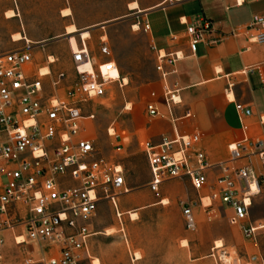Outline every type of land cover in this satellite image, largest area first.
Returning a JSON list of instances; mask_svg holds the SVG:
<instances>
[{
  "label": "built area",
  "instance_id": "1",
  "mask_svg": "<svg viewBox=\"0 0 264 264\" xmlns=\"http://www.w3.org/2000/svg\"><path fill=\"white\" fill-rule=\"evenodd\" d=\"M134 26L145 34L150 31L149 23L139 18ZM212 29L207 20L188 26L191 54ZM244 33L250 44H264V14H254ZM101 43V53L109 56L107 42ZM149 48L155 55L162 98L172 115L173 107L181 103L180 90L170 89L167 81L184 56L154 44ZM30 51L27 44L0 56V264L6 233H11L16 246L37 243L48 251L37 259L29 256L22 264H95L90 251L95 234L90 227L98 204L107 201L117 210L118 198L130 189L123 164L104 157L95 140L85 135V122L94 121L95 114L84 115V111L104 98L111 85L122 89L126 84L113 62L94 63L82 36L79 48H70L73 75L48 69L30 72ZM87 66L89 70H84ZM114 70L118 75L112 78L109 73ZM233 88L228 83L227 97ZM156 98L153 91L145 102L147 118L160 116ZM235 109L241 122L253 115L249 107L236 104ZM259 122L263 126L264 117ZM107 137L118 155L126 149L128 138L113 126ZM199 142L196 134H176L173 140L163 137L158 145L150 140L139 142L150 174L149 191L163 205L161 186L186 181L196 194V200L178 202L186 232H196L194 209L199 206L209 219L218 217L221 209L230 226L255 240L262 226L251 221V210L256 198L264 199V138L250 137L243 127L242 138L228 146V160L216 165L198 149Z\"/></svg>",
  "mask_w": 264,
  "mask_h": 264
},
{
  "label": "crops",
  "instance_id": "2",
  "mask_svg": "<svg viewBox=\"0 0 264 264\" xmlns=\"http://www.w3.org/2000/svg\"><path fill=\"white\" fill-rule=\"evenodd\" d=\"M14 2L15 5L7 11H13L16 17L5 18L17 22L11 39L15 34H20L24 39L21 41L24 42L23 49L27 44L31 47L33 62L29 68L30 72L46 67L52 72L61 70L73 75L69 46V64L65 65L66 70L55 65L58 61L55 55L61 53L60 46H55L56 51H47L46 47L48 44L61 43L69 37L71 46L77 50L79 37L82 36L79 32L87 31L90 37L86 40V45L94 63L99 66L108 61L113 62L123 78L120 67L112 56L105 30L123 24L131 17L149 23L150 31L145 39L155 73L149 86L151 92L157 93L155 103L160 116L147 118L144 112L143 121L137 123L140 128L138 137L158 145L163 137L173 140L176 134L199 135L198 149L204 152L213 165L228 160V146L242 138L243 127L250 137L264 138V125L259 122L260 117H264L262 92L264 44H250L244 33L254 14H264V0H14ZM131 4H136L137 8L130 10ZM65 11L69 14L64 16ZM202 20L210 21L213 29L199 44L196 53L191 54L186 30L188 26H198ZM69 27H74L78 33L68 35ZM75 39L77 49L73 46ZM101 41L107 42L109 56L101 53ZM97 42L98 48L95 49L94 44ZM151 44L165 52H180L184 56L176 65V74L170 76L167 81L170 89L180 90L181 103L173 107L172 115L169 114L162 98V84L155 71V55L149 48ZM37 49H40V54L35 53ZM50 55L54 59L51 65L46 61ZM42 58L44 60L41 62ZM245 70L246 73H243ZM228 83L234 85L233 93L229 97L226 94ZM148 98L143 102V109ZM236 104L251 108L253 115L241 122L235 109ZM187 113L190 116L186 118ZM141 132L144 134H140ZM128 182L126 179V183ZM128 194L118 198L123 214L132 212L127 207L130 201L140 209H152L160 205L158 201L154 202V196L150 191L147 193L144 190L143 194H140L130 189ZM257 202L258 198L254 200L252 209L256 207ZM100 203L98 207H103L104 205ZM231 233L235 234L233 230ZM209 240H222L224 244L221 248L229 245L227 237L219 234L211 233ZM185 247L187 246L164 248L160 245L156 246L152 253L138 248L140 259L132 260L141 264V261L148 257L152 264H186ZM215 250L218 249L211 248L212 252ZM245 256L248 258V264H264V243L257 244L255 250L245 249Z\"/></svg>",
  "mask_w": 264,
  "mask_h": 264
},
{
  "label": "rangeland",
  "instance_id": "3",
  "mask_svg": "<svg viewBox=\"0 0 264 264\" xmlns=\"http://www.w3.org/2000/svg\"><path fill=\"white\" fill-rule=\"evenodd\" d=\"M14 5V0H0V56L22 50L24 47V42H21L23 40L14 42L11 39L17 22L5 18L7 10ZM110 13L112 12H108ZM135 23L136 20L131 17L125 23L105 30L112 56L118 63L123 78L127 79V85L122 89L115 84L111 85L110 91L104 98L86 106L84 115L95 114L94 121L85 122V135L95 140L97 148L104 157L113 158L123 164L126 179L129 180L128 188L143 194L144 190L149 193L147 183L150 181V176L146 159L139 146V142H144L146 139L138 137L140 128L137 123L143 121V102L150 96L149 84L154 79L155 73L145 39L146 34L141 30H134ZM94 45L97 49L98 42ZM55 46H60L61 50L60 54L55 55L58 58L55 65L59 69L66 70L65 65L69 64L66 38L61 43L48 44L46 50L56 51ZM73 46L77 49L76 39ZM35 53L40 54V49ZM43 60L42 58L40 61ZM41 72H47V68L44 67ZM111 126L128 138L125 143L126 149L119 153L120 155L113 151L112 142L107 137V130ZM160 189L163 201L167 202H163V205H157L152 209H140L131 201L127 203L129 210L138 214V219L135 221L131 220L128 214H123L119 202L117 210L107 201L100 203L104 206L98 207L90 227V231L95 234L90 239V251L96 260L99 259L95 264H137L138 262H133L132 258L134 259L136 254L139 255L138 248L152 253L156 246L182 247L186 244V264H248L245 249L255 250L257 244L264 243V199L258 198L256 207L251 210V221L258 222L256 226H263L256 232L255 241L246 239L238 228L230 226L221 209L218 217L209 219L199 206L194 209L197 230L194 233L186 232L178 202L180 199L196 200L195 192L186 181L168 182ZM232 230L235 234L231 233ZM110 231L114 233L107 237ZM211 233L226 236L229 245L212 252L211 248L215 247V243L222 240H209ZM5 236L1 264H22V261L29 256L37 259L41 252H48L41 250V245L37 243L16 246L11 233H6ZM223 244L222 242V246ZM141 264H152V260L146 257Z\"/></svg>",
  "mask_w": 264,
  "mask_h": 264
},
{
  "label": "bare ground",
  "instance_id": "4",
  "mask_svg": "<svg viewBox=\"0 0 264 264\" xmlns=\"http://www.w3.org/2000/svg\"><path fill=\"white\" fill-rule=\"evenodd\" d=\"M129 8H130V10H132V9H136V8H137V5H136V4H131V5L129 6ZM63 14H64V16H65V15H68L69 12H68V11H65V12H63ZM5 17H6L7 19H12V18L16 17V14H15L13 11H8V12L6 13V16H5ZM133 29H134V30H138L137 26H134ZM76 32H77V31H76V29H75L74 27H69V28L67 29V34H68V35H69V34H74V33H76ZM77 33H78V32H77ZM79 33L82 35V38H83L84 40H87V39L90 37V35L88 34L87 31H83V32H79ZM21 40H24V39L20 36V34H16V35H14V38H13V41H14V42H19V41H21ZM66 40H67V43H68L69 48H71L73 51H76V50H74L73 47L71 46L70 38L67 37ZM49 62H54V59L52 60V57H49ZM42 70H43V69H42ZM42 70H41V71H42ZM84 70H89V66L85 67ZM105 71H106V70H104V72H105ZM109 75H110V77L115 78V77H117L118 73H117L116 70H114V71H111V72L109 73ZM124 83H125L126 85H127V83H128V81H127L126 78H124ZM127 109L129 110V108H127ZM110 132L112 133V131H110ZM162 202L167 203L166 200H164V201H162ZM119 215H120V214H119ZM128 215L130 216L131 220H133V221H135V220L138 219V215H137L136 213L130 212V213H128ZM113 233H114L113 231H110V232L107 234V236H111ZM185 246H187V244H186ZM221 247H222V242H216V243H215V247H214V249H219V248H221ZM134 258H135V260L140 259L139 255H137V254L134 256ZM96 261H98V260H96Z\"/></svg>",
  "mask_w": 264,
  "mask_h": 264
}]
</instances>
